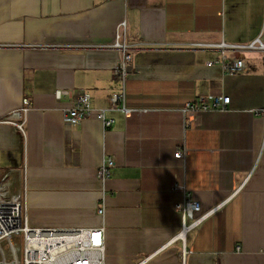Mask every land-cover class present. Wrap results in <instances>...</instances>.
Listing matches in <instances>:
<instances>
[{"label": "crops", "instance_id": "obj_1", "mask_svg": "<svg viewBox=\"0 0 264 264\" xmlns=\"http://www.w3.org/2000/svg\"><path fill=\"white\" fill-rule=\"evenodd\" d=\"M121 21L125 107L147 111L110 110L107 130L94 118L65 125L83 93L110 109ZM263 23L264 0H0V171H19L28 225L103 227L104 264H182V250L184 264H264V54L226 52L244 60L237 74L207 65L221 58L215 45H248ZM58 89L69 96L57 101ZM214 95L227 108L185 129L183 106ZM23 98L19 130L7 118ZM189 196L214 211L182 243L175 206Z\"/></svg>", "mask_w": 264, "mask_h": 264}, {"label": "built area", "instance_id": "obj_2", "mask_svg": "<svg viewBox=\"0 0 264 264\" xmlns=\"http://www.w3.org/2000/svg\"><path fill=\"white\" fill-rule=\"evenodd\" d=\"M119 55L117 63L112 69L113 78L120 84L119 92L110 96V109H93L90 105V95L83 93L76 96L71 107L62 111V121L65 125H77L83 120L94 118L100 121L104 130L110 128L114 119L107 116V112L119 111L125 116L141 115L146 109H128L125 107V82L129 75L131 49L126 42V23L121 21L115 29L113 43L110 46ZM221 52V58L208 62L207 65L218 64L225 74L241 73L245 69V62L240 57L226 55L233 51H261L264 54V23L258 37L248 45H230L221 42L215 45ZM66 90H56L54 98L60 101L68 97ZM230 98L214 95L206 102L202 97L187 102L181 109L183 126L190 128L195 117L203 111L227 108ZM30 110V101L23 98L19 109L12 111L7 120L22 130L25 116ZM264 116V109H262ZM186 150H177L174 157L183 159ZM113 166L111 158L103 159L96 171V178L104 183ZM19 171H12L0 181V264H104V228H32L28 225L25 215L26 208L22 203L20 192ZM174 189H179L175 185ZM181 213L182 227L175 240L184 243L185 235L193 230L200 222L206 219L214 210L204 211L201 205L191 196L185 198L175 206ZM99 214L103 209L98 210ZM182 250V264H184Z\"/></svg>", "mask_w": 264, "mask_h": 264}, {"label": "rangeland", "instance_id": "obj_3", "mask_svg": "<svg viewBox=\"0 0 264 264\" xmlns=\"http://www.w3.org/2000/svg\"><path fill=\"white\" fill-rule=\"evenodd\" d=\"M5 172L6 171H3V172L0 171V180L4 177Z\"/></svg>", "mask_w": 264, "mask_h": 264}]
</instances>
